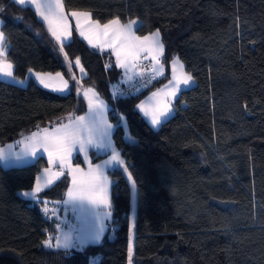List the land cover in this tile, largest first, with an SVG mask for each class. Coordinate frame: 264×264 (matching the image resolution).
<instances>
[{
	"label": "trees",
	"instance_id": "obj_1",
	"mask_svg": "<svg viewBox=\"0 0 264 264\" xmlns=\"http://www.w3.org/2000/svg\"><path fill=\"white\" fill-rule=\"evenodd\" d=\"M63 3L66 11H88L100 23L139 19V35L159 30L165 76L136 95L114 98L113 87L126 77L110 51L88 46L72 25L64 48L70 69L32 7L0 0L14 76L23 79L30 68L59 72L70 88L62 95L33 79L25 86L0 80V147L85 114L83 91L94 88L108 105L110 123L126 117L137 141L126 142L121 127L112 130L136 182L132 264H264V0ZM175 56L195 85L180 91L173 115L154 129L136 104L168 79ZM90 155L93 162L102 158ZM73 163H81L78 154ZM47 165L43 155L24 165L0 163V264H88V257L95 264H128L131 185L123 169L107 171L111 217L100 243L81 253L42 245L48 232L57 233L43 201L64 200L71 181L66 171L39 201L19 194L33 188Z\"/></svg>",
	"mask_w": 264,
	"mask_h": 264
},
{
	"label": "snow or ice",
	"instance_id": "obj_2",
	"mask_svg": "<svg viewBox=\"0 0 264 264\" xmlns=\"http://www.w3.org/2000/svg\"><path fill=\"white\" fill-rule=\"evenodd\" d=\"M13 3L22 7L31 6L34 9L35 14L47 25L49 33L59 46V53L63 54L64 60L68 62L70 69L73 67V62L64 51L65 41L69 40L72 35L69 16L75 19L79 34L88 40L92 47L99 46L101 51L106 47L112 49L113 54L116 56L117 67L127 69L131 61L136 60L141 53H147L153 63V72L157 75L163 74V65L160 57L164 53V45L160 38V32L156 30L142 37L135 35V32L142 27V23L138 19H129L126 23H121L119 18H115L101 25L99 21L92 20L90 12L72 11L66 13L63 0H13ZM85 25H87L88 34H86ZM5 39L4 31L0 30V76L11 78L23 85L25 80H17L13 74L14 65L7 58L8 46L5 43ZM74 65L79 67L81 73L84 72L79 57L75 58ZM132 66L134 67L135 65L133 64ZM178 67L180 69L179 73H177ZM172 71V80L164 86V89L152 94L153 97L163 95L164 99L152 105L151 110L146 108L145 103L137 105L140 112L145 117L150 118V123L153 127L160 125L162 118L170 114L171 98H174L177 92L180 91V85L188 86L194 82L192 75L183 71V64L179 62L178 57L172 61ZM28 72L30 75H34L35 79L46 89L57 92H64L69 89L68 80L64 79L59 72L55 73V75L52 73H33L31 68L28 69ZM72 79H75L74 75ZM83 95L88 101L89 117L79 116L73 121L72 117L69 116L68 124H61L51 130L44 128L38 132H33L24 140L17 141V143L24 144L21 153H13L11 151L12 145L7 146L8 150L0 148V162L6 167L13 166L26 157L35 158L41 150L48 154L50 167L45 168L43 173L36 177L35 186L30 191L20 193L21 196L39 201V194L43 189L52 185L61 176H64V169L67 167L68 174L71 176L72 186L68 189V201H65V203L78 204L81 210H84L85 206L97 210L105 209L103 212L95 211L93 213L96 223L84 236L78 238V243H73L72 237L68 233L63 234L62 237L57 236L55 243H53L52 236L42 241V245L46 248L55 247L66 250L76 248L81 253L86 252L88 245L100 243L105 231L104 221L111 217L112 205L108 193L110 181L105 174L104 167L97 164L93 168L91 162L88 161L89 171L87 173H84L79 166L73 168L70 161L73 150L78 148L80 152L85 154V160L87 161L88 147L111 149L109 159L105 160L103 165H119L124 168L125 172H128L125 161L112 146L111 134L113 128H123L126 142L137 143L128 130L126 117L118 116L116 125L107 121L105 113L108 110V106L99 98V94L94 88H87L83 91ZM115 96L116 94L114 93V98ZM54 166H57L59 171H53ZM128 179L131 181L132 198L135 201L137 195L136 182L133 180L131 173H128ZM43 203L45 204L44 211L47 213V201H43ZM132 254L133 246L130 241L128 246L129 264H131ZM87 261L88 264H95L94 257H88Z\"/></svg>",
	"mask_w": 264,
	"mask_h": 264
},
{
	"label": "crops",
	"instance_id": "obj_3",
	"mask_svg": "<svg viewBox=\"0 0 264 264\" xmlns=\"http://www.w3.org/2000/svg\"><path fill=\"white\" fill-rule=\"evenodd\" d=\"M30 7H31V6H30ZM72 11H82V10H70V11H66V10H65L66 13H70V12H72ZM82 12H88V11H82ZM91 18H92L93 21H97V20L93 19L92 15H91ZM113 19H115V18H113ZM40 20H41V19H40ZM111 20H112V19H111ZM138 20H139V19H138ZM41 21H42V20H41ZM109 21H110V20H109ZM139 21H140V20H139ZM42 22H43V21H42ZM140 22H141V21H140ZM43 23H44V22H43ZM69 23H70V26H71V27H72V25H73V26L75 27V29L77 30V28H76V21H75V19L72 18L71 16H69ZM99 23H100V22H99ZM106 23H108V21H107V22H104V23H100V24L103 25V24H106ZM121 23H126V22L121 21ZM44 24H45V23H44ZM45 25H46V24H45ZM46 27H47V25H46ZM84 27H85L86 34H88V32H87V25H85ZM47 29H48V28H47ZM154 31H156V30H154ZM154 31H152V32H154ZM152 32H149V33L144 34V35H148V34H150V33H152ZM77 33L79 34V31H78V30H77ZM135 35H137V36H141V37L144 36V35H139L137 32H135ZM79 36H80V37L86 42V44H87L88 46L92 47V46L88 43V40H86V39H85L84 37H82L80 34H79ZM160 38H161V36H160ZM70 39H71V37L69 38V40L65 41V43H67L68 41H70ZM93 48H97V49L101 50L99 46H98V47H93ZM104 50H105V51H110V52L113 54L111 48H107V47H106V48H104ZM113 56H114V58H115V60H116V56H115L114 54H113ZM139 57H142L145 61H147V62L150 64V66H151V70H152V73H153V75H154V79H161V78H163V77L165 76L166 70H165V66L163 65L162 61H161V64L163 65V74H162V75H157L155 72H153V63H152V61H151V57L148 56L147 53H141ZM139 57H138V58H139ZM176 57H177V56L173 57V58L171 59V61L169 62V69H168L169 77H168V79H167L166 81L162 82L161 84H159L158 86H156L154 89L150 90V91H149L147 94H145V95H144V96H143V97L137 102V104H136V109H137V111L139 112V114L145 119V121L147 122V124H148L150 127L154 128V129L158 128L160 125H158V126H156V127H153V126L151 125V123H150V118H149V117H145L144 114H143L142 112H140V110L137 108V105H139V104H141V103H145L146 108H148L149 110H151L152 105H154V104H156L158 101L164 99L163 95H160V96H157V97H153L152 94H153L154 92H158V91H160L161 89H164V86L167 85L168 82H169L170 80H172V76H173V71H172V61H173V59L176 58ZM138 58H137L136 60H134V61H131V62L129 63V66H128L127 69H125V68H121V67H120V68L123 69V71L125 72V77L131 76L132 74H133V75L136 74V73L134 72V70H133V66H132V65L135 64V62L138 60ZM178 58H179V57H178ZM160 60H162V56L160 57ZM179 62L183 64V71L186 72L185 67H184V63H183V61H182L180 58H179ZM157 67H159V66H157ZM179 71H180V69H179V67H178V68H177V73H179ZM13 72H14V68H13ZM33 73H51V72H37V71H34V70H33ZM55 73H57V72H55ZM55 73H52V74L55 75ZM186 73H187V72H186ZM13 74H14V73H13ZM63 78H64V76H63ZM29 79H33V80H34L39 86H41L42 88H44V87L39 83V81H37V80L35 79V76H34V75H30L29 72L27 73V75H26L25 78H23V79L17 78V80H25V83H24L23 85L17 83L16 81L12 80L11 78L0 76V80L8 81V82H12V83H15V84H18V85H21V86H25V85L27 84V81H28ZM64 79H65V78H64ZM193 81H194V82H193V83H190L188 86H185V85L181 84V85H180V91H182V90H184V89H188V88L193 87V86L195 85V80L193 79ZM44 89H46V88H44ZM46 90L51 91V92H53V93H57V94L65 95V94H67V93L69 92L70 88H69L68 90L64 91V92H57V91H53V90H51V89H46ZM85 90H86V89H85ZM180 91L177 92V94H176V96H175L174 98H171V112H170V114H169L167 117L162 118V122H164L165 120H167L169 117H171V116L173 115L174 110H175V109H174V101H175V99L178 97ZM99 98H100V97H99ZM150 98H151V99H150ZM100 99L103 100L102 98H100ZM86 100H87V99H86ZM103 101H104V100H103ZM87 102H88V101H87ZM104 103L106 104L105 101H104ZM106 105H107V104H106ZM107 106H108V105H107ZM81 116L89 117V116H90L89 109H88V111H87L85 114H83V115H81ZM78 117H79V116H78ZM105 118H106L107 121L110 123V121H109V119H108L107 111H106V113H105ZM73 121H75V118L73 119ZM162 122H161V123H162ZM68 123H69V121L66 122V123H64V124H68ZM59 126H60V125H58V126H54V127H52V128L59 127ZM52 128H48V129L51 130ZM38 131H39V130H38ZM38 131H35V132H38ZM31 134H32V133H31ZM31 134L26 135V136H23V137H21L20 139L14 141V142L8 143V144H6V145H4V146H2V147H0V148H4V149L8 150V149H7V146H8V145H12V149H13V148H16V149H17V148H18V150L21 151V150H23V148H24V144L17 143V141L24 140V138L30 136ZM111 141H112V146L116 149V147H115V145H114V143H113L112 138H111ZM12 149H11V151H12ZM116 150H117V149H116ZM91 151L94 152L95 155H102V158H101L100 160L96 161V162H93V157L90 155V152H91ZM117 151H118V150H117ZM118 152H119V151H118ZM72 153H75V155L78 154V155H79V158H80V161H81V163H73V159H70L72 167L75 168V167L79 166V168L82 169L84 173H87V172L89 171V163H88V161L91 162V165H92L93 168H94L95 165H97V164L102 165V166L104 167V171H105V174H106V175H107V171H108L109 169H112V168H123V167H121V166H119V165H110V166H104V165H103V162H104L105 160L109 159V156H110V154H111V149H97V148H95V147H88V149H87V161L85 160V154H84L83 152H80V151L78 150V148H77L76 150H73ZM40 155H43V156L46 158L47 163H48V156H47L48 154H46L45 152H43V151L41 150V151L37 154V156H36L35 158H33V157H26V158L23 160V165H24V164H27V163H30V162H32V161H34V160H35L38 156H40ZM82 155H84V157H83ZM121 158L124 160V158H123L122 156H121ZM57 164H58V162H57ZM1 165L4 166V164H2V163H1ZM21 165H22V164H21ZM4 167H6V166H4ZM48 167H50L49 163H48V165H47L46 167H44L43 169H41V170L39 171V173L37 174V176H40V175L43 173V170H44L45 168H48ZM54 168H56V169L59 170V168H58L57 166H54ZM64 171H66V172L68 173V169H67V167H65ZM68 175H69V174H68ZM37 176H36V177H37ZM69 176H70V175H69ZM70 178H71V176H70ZM35 183H36V179H35ZM35 183H34V185H35ZM34 185H33V187H34ZM110 185H111V183L109 184L108 191H110ZM68 188H69V187H68ZM67 190H68V189H67ZM66 193H67V191H66ZM66 198H67V196H66V194H65L64 200H66ZM28 199H29V198H28ZM45 201H47V209H48L47 213H45V214L47 215V219H49V220L51 221V223L54 222V224H55V226H56V228H57L56 222H58V220H59L57 216L62 214L61 209H59L58 212L55 211L56 206H58L59 203H58V202H55V201H49V200H45ZM44 208H45V204L43 205V209H44ZM66 220H67V219H64V222H66ZM65 226H66V225H65ZM65 226H64V227H65ZM57 234H58V228H57V233H56V234H53V241L55 240V237H56ZM51 236H52V235H51ZM46 238H48V237H46Z\"/></svg>",
	"mask_w": 264,
	"mask_h": 264
},
{
	"label": "rangeland",
	"instance_id": "obj_4",
	"mask_svg": "<svg viewBox=\"0 0 264 264\" xmlns=\"http://www.w3.org/2000/svg\"><path fill=\"white\" fill-rule=\"evenodd\" d=\"M12 152L13 153H21L22 150L19 151L18 148L17 149L13 148ZM82 156L84 157V155H82ZM74 157H75V153H72L70 156V159H73ZM0 163H2V162H0ZM21 164L23 165V160L19 163L14 164L13 166H18ZM122 169H123V172H124L127 180L129 181V183L131 185V181L128 179V173L129 172H125L124 168H122ZM53 171H59V170L53 167ZM71 186H72V183L70 181L69 188ZM30 190H24V191H30ZM24 191L23 190L20 191L19 194L24 192ZM67 192H68V190H67ZM108 193H109V198H110V191H108ZM66 196H67V193H66ZM65 201H68V196H67L66 200H63L62 202H58L59 204H58V206H56V209H55L56 212H58L59 209H61V212H62L61 215L57 216L59 220H58V222H56V225H59V227H57L58 228V234L56 235V237L57 236L62 237L63 234L68 233L71 235L73 243H78V238L84 236L88 232V230L91 229L95 225L96 222H95V218H94L93 213L95 211L103 212V211H105V209H98L97 210V209H92L90 207L85 206V209L81 210V208L78 204H73L71 202L65 203ZM134 218H135V201H133V198H132V186H131V210L129 212V242L131 241L132 246H133V240H134ZM64 219H67L66 222H64ZM107 222H108V219H106L104 221L105 229L107 226ZM51 235L53 237V234L48 232L47 237H49ZM53 243H55V240L53 241ZM128 264H129V262H128ZM131 264H132V261H131Z\"/></svg>",
	"mask_w": 264,
	"mask_h": 264
},
{
	"label": "built area",
	"instance_id": "obj_5",
	"mask_svg": "<svg viewBox=\"0 0 264 264\" xmlns=\"http://www.w3.org/2000/svg\"><path fill=\"white\" fill-rule=\"evenodd\" d=\"M134 65L133 70L137 73V76H128L123 83L115 85L113 93L116 94V97L136 95L152 84L154 75L150 64L142 57H139Z\"/></svg>",
	"mask_w": 264,
	"mask_h": 264
}]
</instances>
